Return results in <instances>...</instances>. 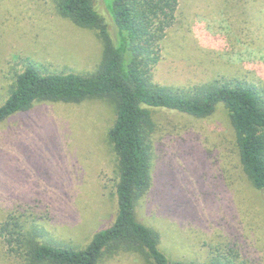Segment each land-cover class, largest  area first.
Segmentation results:
<instances>
[{"label":"rangeland","instance_id":"1","mask_svg":"<svg viewBox=\"0 0 264 264\" xmlns=\"http://www.w3.org/2000/svg\"><path fill=\"white\" fill-rule=\"evenodd\" d=\"M108 15L104 0H95ZM159 25V23H157ZM154 81L193 90L216 80L264 86V0H178L155 45ZM95 30L78 26L56 0H0V104L29 62L43 72L93 73ZM106 98L38 102L0 124V225L10 217L40 241L85 248L118 213L119 160ZM153 186L136 208L161 234L160 249L188 264H264V191L240 164L228 113L156 111ZM0 235V264H26ZM19 251V252H17ZM101 264H145L121 251Z\"/></svg>","mask_w":264,"mask_h":264},{"label":"trees","instance_id":"2","mask_svg":"<svg viewBox=\"0 0 264 264\" xmlns=\"http://www.w3.org/2000/svg\"><path fill=\"white\" fill-rule=\"evenodd\" d=\"M104 2L107 16L100 13L95 0H56L64 17L97 32L103 49L96 70L90 74L43 72L29 62L0 104V124L30 111L38 102L108 99L116 110L108 134L119 160L116 219L83 249L40 241L42 229L34 225L29 232L15 217L0 225V235L7 237L12 250L20 246L26 264H101L121 251L139 255L145 264H188L169 259L160 249V232L137 217L138 202L153 186L156 111L204 119L223 105L243 172L256 190L264 191V86L239 79L216 80L187 91L156 83L152 72L159 59L155 45L173 19L178 0Z\"/></svg>","mask_w":264,"mask_h":264}]
</instances>
